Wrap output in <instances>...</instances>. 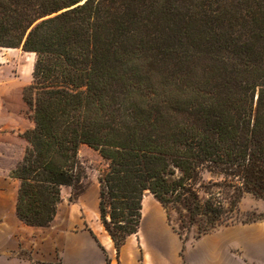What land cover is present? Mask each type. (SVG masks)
Segmentation results:
<instances>
[{
	"label": "trees",
	"instance_id": "obj_1",
	"mask_svg": "<svg viewBox=\"0 0 264 264\" xmlns=\"http://www.w3.org/2000/svg\"><path fill=\"white\" fill-rule=\"evenodd\" d=\"M0 48L34 55L8 175L25 226L84 192L81 146L106 165L97 215L116 261L147 194L175 216L182 261L189 234L264 221L239 211L264 203V0H0Z\"/></svg>",
	"mask_w": 264,
	"mask_h": 264
},
{
	"label": "rangeland",
	"instance_id": "obj_2",
	"mask_svg": "<svg viewBox=\"0 0 264 264\" xmlns=\"http://www.w3.org/2000/svg\"><path fill=\"white\" fill-rule=\"evenodd\" d=\"M33 62L34 55L25 53L20 48L14 50L0 48V180L2 178L4 180L3 192L0 189V209L7 214L4 219L9 225L16 224L15 219L8 212L14 205V190L19 183L8 179V175L21 162L27 148L23 134L32 128L30 111L23 101L22 92L31 82ZM78 159L86 173V178L82 181L84 192L72 204L68 201L71 189L61 190L62 201L57 209L54 226L58 229H65L71 223L80 228L84 225L83 229L89 228L97 238H100L105 233L97 215V178L106 165L99 155L87 146L79 148ZM144 200L146 216L141 222L140 236L145 237L151 228H156L161 238L164 260L169 264H178L182 261L179 257L182 243L172 229L175 225V216L171 215V224H169L166 212L151 195H145ZM239 211L241 213L252 211L258 214L263 213L264 203L245 195L239 204ZM254 225L255 227H250V229H242L243 242L235 253L243 259L245 264H264V221L254 223ZM228 228L230 227L219 230ZM29 232L36 234L39 231ZM195 241L197 240H194L193 234H189L184 243L182 264H187L185 250L193 246ZM144 245L149 249L153 247L148 239L144 240ZM28 255L27 250H21L17 254L18 257Z\"/></svg>",
	"mask_w": 264,
	"mask_h": 264
},
{
	"label": "crops",
	"instance_id": "obj_3",
	"mask_svg": "<svg viewBox=\"0 0 264 264\" xmlns=\"http://www.w3.org/2000/svg\"><path fill=\"white\" fill-rule=\"evenodd\" d=\"M3 183L2 178L0 180L2 192ZM17 189L18 185L14 190V205L8 212L13 216L16 224H7L4 219L7 214L0 209V220H2L0 223V264H106L104 252L87 230L83 229L84 225L80 228L71 223L65 229H58L54 226L55 220L48 228H33L22 224L15 216ZM144 203L143 199V220L146 216ZM250 227H255L254 223L240 227L233 226L201 237L194 242L193 246L185 250L187 264H245L235 251L241 247L243 242L242 229H250ZM33 230L39 232L36 234L29 232ZM147 239L153 245L150 249L144 245V240ZM160 239L156 228H151L145 237L140 236L138 231L136 235L127 239L116 261L115 251L107 234L97 238L110 264H169L163 258ZM21 250H27L29 255L18 257L17 254ZM178 264H182V261Z\"/></svg>",
	"mask_w": 264,
	"mask_h": 264
}]
</instances>
